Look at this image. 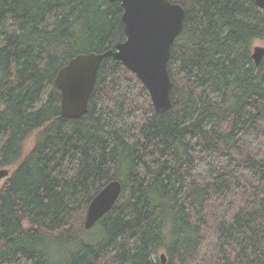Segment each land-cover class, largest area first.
Masks as SVG:
<instances>
[{
  "label": "trees",
  "instance_id": "obj_1",
  "mask_svg": "<svg viewBox=\"0 0 264 264\" xmlns=\"http://www.w3.org/2000/svg\"><path fill=\"white\" fill-rule=\"evenodd\" d=\"M185 10L159 114L104 59L88 109L60 116L58 71L125 41L109 0H0V264H264V12L254 0ZM121 193L90 230L87 207ZM26 224V225H25ZM164 254L165 263L160 255Z\"/></svg>",
  "mask_w": 264,
  "mask_h": 264
},
{
  "label": "water",
  "instance_id": "obj_2",
  "mask_svg": "<svg viewBox=\"0 0 264 264\" xmlns=\"http://www.w3.org/2000/svg\"><path fill=\"white\" fill-rule=\"evenodd\" d=\"M118 1L123 13L125 41L103 53L80 54L63 66L55 77L60 92V116L75 120L86 114L94 90L97 72L104 59L121 62L136 75L147 90L152 106L159 114L172 108V82L168 72L171 48L183 29L185 10L169 0H109ZM264 12V0H254ZM264 56V46L252 48V59L258 65ZM12 173L0 168V187ZM122 190L119 181L105 184L90 201L84 228L92 229L116 203ZM165 263L164 254L160 255Z\"/></svg>",
  "mask_w": 264,
  "mask_h": 264
},
{
  "label": "rangeland",
  "instance_id": "obj_3",
  "mask_svg": "<svg viewBox=\"0 0 264 264\" xmlns=\"http://www.w3.org/2000/svg\"><path fill=\"white\" fill-rule=\"evenodd\" d=\"M254 46H264V44L262 42H260V41H255L254 44H253V47Z\"/></svg>",
  "mask_w": 264,
  "mask_h": 264
}]
</instances>
